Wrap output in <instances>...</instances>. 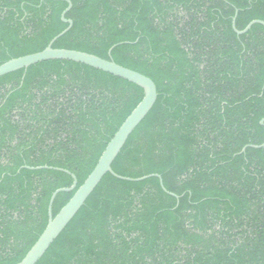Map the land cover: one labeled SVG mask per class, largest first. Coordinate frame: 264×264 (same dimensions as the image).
<instances>
[{
  "label": "trees",
  "instance_id": "obj_1",
  "mask_svg": "<svg viewBox=\"0 0 264 264\" xmlns=\"http://www.w3.org/2000/svg\"><path fill=\"white\" fill-rule=\"evenodd\" d=\"M54 49L149 78L157 99L37 264H264V0H0V66ZM67 61L0 78V264H19L141 102ZM246 148L244 153L242 150ZM172 194L173 196L169 195Z\"/></svg>",
  "mask_w": 264,
  "mask_h": 264
},
{
  "label": "water",
  "instance_id": "obj_2",
  "mask_svg": "<svg viewBox=\"0 0 264 264\" xmlns=\"http://www.w3.org/2000/svg\"><path fill=\"white\" fill-rule=\"evenodd\" d=\"M44 0H41L43 2ZM57 1V0H51ZM67 3V8L61 14V22L68 25L67 29H65L62 33L54 37L48 46L39 53L24 56L18 59L10 60L0 66V78L6 75L12 74L14 72L20 70H26L31 66L48 62V61H67L75 64H80L100 72L109 74L113 77H117L119 79L125 80L143 91V98L141 102L136 106V108L131 112V114L126 118L120 128L117 130L115 135L112 137L110 142L107 144L105 150L101 154L95 168L92 170L90 175L84 181V183L79 187V189L75 192L69 202L59 211V213L53 217L52 216V206L56 196L59 193H70L73 192L76 188L77 182L76 178L68 173L67 171L51 169L47 167H38V168H27L28 170H41V169H50L56 170L67 175H70L73 184L70 188L60 189L55 191L49 200L47 214H48V222L47 225L39 236L35 244L31 247L28 253L25 255L23 260L19 264H37L45 253L49 250V248L53 245V243L57 240V238L62 234V232L66 229V227L70 224V222L77 215L79 210L84 206L87 199L93 193V191L100 184L101 180L107 175L110 174L115 179L129 182V183H139L150 178H157L160 182L161 189L165 191L161 178L158 175H150L145 176L140 179H129L116 175L112 171V164L123 149L126 144L129 136L133 133V131L140 125V123L145 119V117L152 110L156 99H157V91L155 84L147 77L131 71L129 69L123 68L117 64H115L111 59V52L116 46H113L109 49L107 55L109 57L108 60H104L98 58L96 56L72 51V50H64V49H54L53 44L63 37L72 27V22L65 19V15L71 9V3L69 1H65ZM237 13L232 21V28L235 31L237 36H242L246 34L254 25H259L264 27V22L262 21H253L251 22L244 30L237 31L235 29V20ZM260 125L264 127V120L260 122ZM246 148L251 149H262L264 148V143L260 146H248ZM246 148L242 150L241 153H244ZM173 196L172 194H169Z\"/></svg>",
  "mask_w": 264,
  "mask_h": 264
}]
</instances>
